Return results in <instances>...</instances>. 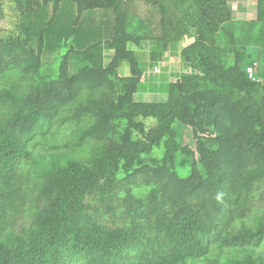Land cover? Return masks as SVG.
<instances>
[{
    "label": "trees",
    "instance_id": "trees-1",
    "mask_svg": "<svg viewBox=\"0 0 264 264\" xmlns=\"http://www.w3.org/2000/svg\"><path fill=\"white\" fill-rule=\"evenodd\" d=\"M6 1L0 264H264V0Z\"/></svg>",
    "mask_w": 264,
    "mask_h": 264
},
{
    "label": "rangeland",
    "instance_id": "rangeland-1",
    "mask_svg": "<svg viewBox=\"0 0 264 264\" xmlns=\"http://www.w3.org/2000/svg\"><path fill=\"white\" fill-rule=\"evenodd\" d=\"M229 2H230L231 9L233 10L234 17L236 19H241V17L243 16V13L246 14L248 11L250 12L249 7H247V6H249L254 1L253 0H229ZM5 4H6V7H9V10L6 13L7 18L5 20L3 19L0 22V36H2V37L7 36L10 33V31L15 29V14H14V11H12V8H14V4L11 1H6ZM64 4H65V10H64L65 16L64 17L69 22V20H71V18H74V15L77 13L76 7L69 0H65ZM41 11L43 12V10H41ZM94 12L95 11H92V12L86 13L85 15L88 16V14L94 13ZM46 13H47V9H46ZM94 16H95V20H99L100 17H102V15H99L98 13H94ZM89 17L93 18V16H89ZM17 19H19V18H17ZM19 20H21V19H19ZM83 20H84V18H83ZM54 39L56 40L55 37H54ZM187 40H189V39L187 38L184 40L183 46L188 45L189 42L191 41L190 40L188 42ZM148 49H149L148 46L145 45L142 49L139 50L140 55L142 56L143 60H145L147 62H149V50ZM66 52H67V49H64V47L59 48V50L56 52H54L53 49L48 50L47 53L45 54L44 59H45V61H47V63L51 62L52 59H53V61H52V64L49 65L48 67L45 66V70L51 74H56L58 71V67H59L60 57ZM112 55H113V52L111 50L105 49L104 50V63L107 64L110 61L109 57H112ZM77 60L79 61L77 56L72 55L70 57L71 69H72L73 73H76L77 70L79 68H81V67H79L78 69H75L78 66H80L79 63L77 62ZM179 62L180 61H178V60L170 61L167 64V68L165 69L166 74L172 73L173 71H176V72L181 71L182 64L181 63L179 64ZM74 65L75 66L77 65V67H75ZM155 68H154V70H155ZM154 70H153V73L151 74V76H155L156 74L159 75L160 72L162 73V69H160L159 67H158V69H156L155 72H154ZM120 72L123 76L130 75V68H129L128 62H124L122 64V66L120 68ZM172 78L177 80V77H175V76ZM169 80L170 79L165 80V82H168ZM147 84H149L148 79L146 80V85ZM146 93H148V92H146ZM150 123H153L152 120H150ZM183 140H184L185 144L194 147L195 144L192 140L191 130L189 128H185V130L183 132Z\"/></svg>",
    "mask_w": 264,
    "mask_h": 264
}]
</instances>
